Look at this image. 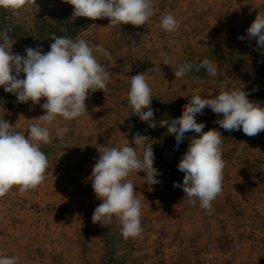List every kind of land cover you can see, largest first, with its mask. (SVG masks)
<instances>
[{
	"label": "rangeland",
	"instance_id": "374dc122",
	"mask_svg": "<svg viewBox=\"0 0 264 264\" xmlns=\"http://www.w3.org/2000/svg\"><path fill=\"white\" fill-rule=\"evenodd\" d=\"M253 1L153 0L155 15L144 26L126 24L113 27L109 25L107 18L89 23L88 28L78 37L92 45H102L110 52L111 61L99 54L97 59L112 73L111 80L105 93L101 90L90 93V98L85 101L88 113L72 121L57 117L50 126L52 142L48 145L41 144V150L45 146L51 147L47 154L49 167L46 180L36 189L23 194L14 186L5 195L6 198L2 197L0 200V256H15L18 258L17 264L99 263L104 251V229L108 226L121 228V225L115 218L106 227L92 222V214L102 201L96 198L90 177L99 158V148H119L126 143L134 146L133 137L139 132L130 121L128 112V92L132 76L145 73L152 89V99L166 112L175 110L173 115L176 118L180 117L183 106L193 94L210 96L208 91L212 89L215 90L212 93L215 96L221 90L230 89L233 84L250 93V100L251 97H256L263 101L264 88L261 90V87H264V71L257 70L253 65L260 62V58L264 60V55L253 47L252 39H247V29L254 21V11L257 9L250 4ZM65 9L68 11L67 16L71 18L73 7L64 0H36V4L21 10L18 15L7 10L6 15H10L12 29L8 31L9 35L11 38L17 35L12 39V52L15 49L25 56L26 47L40 48L45 52L43 43L47 38L48 22L57 24L55 18ZM261 9L264 12V6ZM167 13L173 14L180 21L178 31L166 32L160 26V17ZM42 26L44 30L37 32L36 28ZM4 29H7V23L0 19V30ZM240 36L246 38L240 40ZM204 58L217 66L215 76H209L205 69H200L176 78L174 71L181 64L186 61L199 62ZM165 59L167 64H163ZM261 64L264 62L261 61ZM156 65H159L161 72H149ZM20 78H24L23 73ZM256 82H259L258 87L255 86ZM44 102L42 98L40 104ZM37 108L40 109L37 115L39 118L44 114L39 104L34 105L31 101L18 103L16 96L11 93L4 92L0 95L2 117L13 125L15 131L19 127L23 131L38 122L37 118L30 117L33 115L30 109ZM16 110H20L22 114L17 115ZM204 110L212 112L207 107ZM220 118L222 116L214 114L213 119L204 121L203 111L202 115L197 116V122L205 124L204 131L216 129L221 133L223 150L227 145L233 147V150L223 152L226 161L224 172L240 167L241 171L238 173L243 177L242 186L245 190L254 181L264 183L260 172L261 167L264 168V146L260 141L254 140L255 137L244 136L243 132L237 137L236 131H225L216 123ZM20 119L21 123L18 125ZM65 126L70 131L60 141L55 132L57 128ZM192 136L189 133L188 139ZM175 143L177 142H173ZM145 145H152L153 166L160 173L156 177L159 183L148 184L143 172L131 173L128 177L136 187V197L141 201L143 231L139 237L126 239V247L121 252L125 257L123 264H163L162 261L144 263L141 261L142 257L139 258L138 253L144 250L137 243L141 237L148 235H156L155 243L159 239L160 241L158 246H154V243L152 247L144 248L146 252L149 250L147 254L151 252L158 259L168 253L173 254L176 260L172 264L234 263V253L229 249L227 238H230V230L236 222L226 225L222 236L218 235L220 228H214L218 224L209 220L206 225L199 202L192 206L187 196L184 197L182 187H173L174 182L183 184L184 174L166 173L162 160L157 155V143L147 138ZM261 147L262 150L258 151ZM163 148L165 150L166 146ZM238 150H243L245 154L236 158L234 154ZM137 152L142 156L143 149L137 148ZM250 156L257 158L252 159L253 166L248 168L244 159L252 158ZM259 190L261 195L263 191ZM256 202H264V197ZM222 204L229 207L231 202L225 199ZM187 224L196 228L191 242L177 247L166 246L167 240L176 238L179 226ZM204 235L215 236L213 239L218 240L209 241L204 239ZM253 264L264 262L256 261Z\"/></svg>",
	"mask_w": 264,
	"mask_h": 264
},
{
	"label": "clouds",
	"instance_id": "9594fccd",
	"mask_svg": "<svg viewBox=\"0 0 264 264\" xmlns=\"http://www.w3.org/2000/svg\"><path fill=\"white\" fill-rule=\"evenodd\" d=\"M73 7L71 19L84 17L90 20L107 18L109 25L116 27L131 24L144 26L155 15L153 0H64ZM36 4V0H0V8L18 15L21 10ZM160 26L166 32L179 30L180 21L167 13L160 17ZM53 41L50 50L26 47V55L13 54V40L7 29L0 30V87L6 93L16 96L18 103L40 104L44 114L37 123L23 131H15L13 125L0 118V198L15 186L23 194L36 189L46 180L48 158L41 150V144L52 142L50 126L57 117L65 121L76 120L87 112L85 101L90 93L98 90L104 93L112 73L97 59V54L111 61L110 52L102 45H92L83 38L50 35ZM240 36L238 39L244 40ZM256 38L257 49L264 55V12H258L247 29V39ZM165 59L163 64H167ZM205 69L209 76L217 74V66L204 58L199 62H184L174 71L176 78L186 73ZM149 72H161L156 65ZM21 73L24 78H20ZM250 93L242 88L221 90L214 98L193 94L183 106L180 117L166 124L169 134H175L177 146L192 133L187 151L178 168L184 174L183 184L174 182L173 187H182L192 206L197 205L214 214L213 201L222 192L224 168L223 137L216 129L204 131L205 124L197 122V116L210 108L217 116L216 123L225 131H243L254 137L264 131V106L250 100ZM152 89L145 73L131 77L128 103L133 112L144 122L155 127L154 110L151 108ZM147 109V111H143ZM70 131L59 127L55 135L63 141ZM147 137L136 133L132 145L99 148L92 173L91 184L96 198L101 200L92 214V222L106 227L115 218L121 225L124 239L136 238L142 234V205L136 197L135 186L128 179L131 173H145V181L159 183L160 174L153 166L152 145L146 146ZM137 148H142V156ZM176 207V206H175ZM15 256H0V264H17Z\"/></svg>",
	"mask_w": 264,
	"mask_h": 264
},
{
	"label": "crops",
	"instance_id": "0c3cea01",
	"mask_svg": "<svg viewBox=\"0 0 264 264\" xmlns=\"http://www.w3.org/2000/svg\"><path fill=\"white\" fill-rule=\"evenodd\" d=\"M252 3V5L254 6V9L257 8L254 11L255 17L257 15L258 12H262L261 8L262 6H264V0H254L253 2H250V4ZM255 20V19H254ZM15 37H17V35L13 36L11 39H15ZM252 45L255 49H257V41L256 38H252ZM239 49H241L240 47H237ZM239 52V51H238ZM257 52H259L257 50ZM240 53V52H239ZM13 54H20L21 53L17 50H13ZM23 56V55H22ZM260 62H256V64H252L254 67H256L257 70H263L264 71V64H261V61L264 62V60L262 58H260L259 60ZM259 81V80H257ZM256 87L259 86V82H256ZM264 87H261V90ZM230 89H238L236 88L235 84H233V86ZM228 89V90H230ZM257 90V88H255ZM215 90H210L208 91L209 94L211 93V95L207 96L205 98H212L214 95H212V93ZM219 93V92H218ZM264 96V95H263ZM252 101L255 102H259L261 104V106H264V99L263 101L257 100L256 97H251ZM254 99V100H253ZM261 99V98H260ZM40 105V104H39ZM15 111V110H14ZM30 111H33V115L30 116L31 118H37V115L40 111L39 108L37 109H30ZM17 115L22 114V112H20V110H16ZM24 115V114H23ZM210 115V117L208 118V116ZM213 112H206L204 110V121H209L211 119H213ZM0 117H2V110L0 109ZM220 117V116H217ZM3 118V117H2ZM33 119V118H32ZM21 123V119L18 121V125ZM18 131L21 130L22 128L19 127V129H17ZM243 132L241 131H236L235 136H241L239 133ZM244 136H247L245 134H243ZM256 139L254 140H258L260 141V143L264 146V131L260 132L258 135L254 136ZM236 138V137H235ZM244 138V137H243ZM261 144H259V146H261ZM258 146V145H257ZM257 148V147H256ZM233 150V147H230V145H227L225 150H223V152L226 151H230ZM262 147L260 149H258V151H261ZM252 151H254L252 149ZM258 153V152H257ZM264 154V153H263ZM252 157V156H250ZM257 158V156H254L250 159H244L245 162H247V167L250 168L251 166H253L252 163V159ZM243 161V160H242ZM245 167V166H244ZM238 171H241L240 167H235V168H231L228 169L224 172V181L222 184V192L218 195L217 199L213 201V207H214V214H208L206 212V210L201 209L202 212V216H203V222L204 220L206 221V225H208V221L211 220L213 221L215 224V227L220 228V231H218V235L222 236V233L224 232V227H226V225H228L230 222H236V225L234 226V228H232V230H230L231 232L229 233L230 238H227L229 240V249H231L230 251H232L234 253V255L232 256L234 259V263L232 262L231 264H236V263H242V264H247L249 262H251L253 264V262H260L263 263L264 262V202H260L257 203L256 201L259 200L260 198L264 197V183H257V181H254V183L250 184L247 189L245 190L244 186H242V179L243 177H240V174L238 173ZM246 171V169L244 170ZM225 175H229V177L232 178H227ZM259 189H261L263 192L260 195L259 192H261ZM227 197V198H225ZM4 198H6L4 196ZM3 198H0V200ZM225 199H229L231 204L228 206H226L225 204H222ZM252 202V203H251ZM252 204V205H251ZM233 207H234V211H236V213H234L233 211ZM229 208L231 209V211H229ZM4 214V213H2ZM153 223V220H152ZM154 225L157 226V223H155ZM193 226V227H192ZM222 227V228H221ZM155 229V227H153ZM195 226L194 225H180L178 228V234L176 235L175 239H170L167 240L165 243H167L166 246H179L182 244L187 245V243L189 244L191 242V239L193 237V231H195ZM205 229V228H204ZM217 232V231H216ZM149 236V235H148ZM143 236L140 238V242L137 243V245L139 247H141V249L143 248L144 251H141L138 253L139 258H141V261H143L144 263H155L156 261H162L163 264H172L175 262L176 258L173 254H166L164 256L159 257L160 259H158V257H156L155 254L151 253L147 254L149 250H147V252L145 251V249L147 247H152V245L155 243L156 240V235L151 236L154 238H151L150 236ZM215 236H209V235H204V239H208L209 241H214L218 240V238H216L215 240L213 239ZM218 237V236H216ZM203 239V240H204ZM212 239V240H211ZM39 241V240H38ZM159 241H156V245L154 246H158ZM40 243V241L38 242V244ZM163 244V243H162ZM213 247L214 245L211 244ZM41 246V245H40ZM37 247V246H36ZM145 248V249H144ZM141 255V256H140ZM227 264H229V261L226 262ZM225 263V264H226Z\"/></svg>",
	"mask_w": 264,
	"mask_h": 264
},
{
	"label": "trees",
	"instance_id": "16d2710c",
	"mask_svg": "<svg viewBox=\"0 0 264 264\" xmlns=\"http://www.w3.org/2000/svg\"><path fill=\"white\" fill-rule=\"evenodd\" d=\"M70 5V4H69ZM7 10L0 8V19L3 20L6 15ZM68 11L65 9L61 12L56 18L55 21L57 24L52 25L48 22L46 27V39L43 43V50L45 52L50 50V45L53 42L50 38V35L55 33L58 36H67L69 38L75 39L79 36L82 31H85L89 23L92 21L88 18L79 17L74 21L67 16ZM3 25V23H1ZM15 29V28H14ZM37 32H42L44 27L36 28ZM47 41V42H46ZM151 108L154 110V120L151 122L155 123V127H150V122H144L140 119V117L135 114L128 104V112L130 121L136 126L138 132L141 135L146 136L149 140L157 143V155L160 161L162 160L163 146H167L173 142H176L175 134H169L167 130L166 124L170 122L171 119H175L176 117L173 115L175 112L170 110L166 112L165 110L159 108L157 106V101L152 99ZM143 111H147L144 109ZM172 111V112H171ZM180 114V112L178 113ZM164 122V124H162ZM189 134L186 135L185 139L178 145V153L183 157L184 153L187 151L189 144ZM42 151L46 154H49L51 151V147H44ZM180 174L179 172H174V174ZM103 255L99 260L98 264H123L125 261V257L121 255V252L126 247V239L121 235V228H113V226H108V228L103 231Z\"/></svg>",
	"mask_w": 264,
	"mask_h": 264
},
{
	"label": "built area",
	"instance_id": "2783aa9c",
	"mask_svg": "<svg viewBox=\"0 0 264 264\" xmlns=\"http://www.w3.org/2000/svg\"><path fill=\"white\" fill-rule=\"evenodd\" d=\"M2 21L7 23V29L8 31H12L11 27H10V15L6 16ZM5 91L3 89V87H0V95L3 94ZM162 124H164V122H162ZM245 154V152L243 150H238L235 154L234 157H238L240 155ZM162 163H163V169L166 173H174V172H180L179 168H178V164L181 160V156L178 153V146L177 143L175 144H169L168 147L166 146L165 150H163L162 153ZM261 177L264 178V168L261 167L260 169Z\"/></svg>",
	"mask_w": 264,
	"mask_h": 264
}]
</instances>
